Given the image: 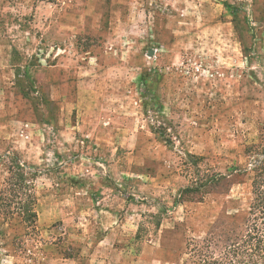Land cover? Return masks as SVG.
I'll return each instance as SVG.
<instances>
[{
	"label": "rangeland",
	"instance_id": "obj_1",
	"mask_svg": "<svg viewBox=\"0 0 264 264\" xmlns=\"http://www.w3.org/2000/svg\"><path fill=\"white\" fill-rule=\"evenodd\" d=\"M263 157L264 0H0V264H214Z\"/></svg>",
	"mask_w": 264,
	"mask_h": 264
},
{
	"label": "trees",
	"instance_id": "obj_2",
	"mask_svg": "<svg viewBox=\"0 0 264 264\" xmlns=\"http://www.w3.org/2000/svg\"><path fill=\"white\" fill-rule=\"evenodd\" d=\"M13 167L14 178L22 182L26 168L17 161ZM253 173L252 202L245 229L236 240H230L214 264H264V157L254 165Z\"/></svg>",
	"mask_w": 264,
	"mask_h": 264
},
{
	"label": "crops",
	"instance_id": "obj_3",
	"mask_svg": "<svg viewBox=\"0 0 264 264\" xmlns=\"http://www.w3.org/2000/svg\"><path fill=\"white\" fill-rule=\"evenodd\" d=\"M219 27H225V29L227 31H229V33L234 32L235 33V29L234 27L231 25V24H222V23H217L215 25H212L209 27V30H213V29H217ZM232 35V33H231ZM105 238H104V241L99 243L97 245V247H101V245H109V243L107 242V240L110 238V236H116L117 234H121L119 233L118 231V228L116 226L112 227L110 226L109 229L105 230ZM98 249V248H97ZM69 262V261H68ZM57 263V261H55V264ZM134 264H138V261H135L133 262ZM73 264H131V263H126V262H120V260H114V259H107V258H101V259H98V258H92L90 260H87L86 262H73ZM146 264H169L167 262H164V261H160V260H153L151 259V261H147Z\"/></svg>",
	"mask_w": 264,
	"mask_h": 264
}]
</instances>
